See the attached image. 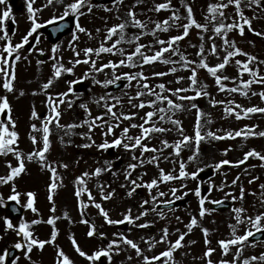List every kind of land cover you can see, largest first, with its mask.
I'll use <instances>...</instances> for the list:
<instances>
[{"label":"rangeland","instance_id":"1","mask_svg":"<svg viewBox=\"0 0 264 264\" xmlns=\"http://www.w3.org/2000/svg\"><path fill=\"white\" fill-rule=\"evenodd\" d=\"M72 0H53L52 4H48V0H35L33 7L38 9L36 13V20L41 25L47 23L53 16L59 17L63 15L64 5L71 3ZM166 0H122V3L109 5L97 4L94 0H91L93 8L91 13L87 12V8L81 9L84 12L83 16L89 20V23H83L81 26L87 30V32H79L76 29V35L78 39L72 40V33L63 39L57 41L54 45H57L56 51L53 52V46L47 43L41 34L38 33L39 42L33 33L29 37V43L35 40L33 47L30 50L24 48L20 49L21 59L16 62V79L14 83V91H6L3 84V77L0 76V97L6 96L11 105V115L16 122L15 131L18 132V144L15 147L24 157L25 171L18 177H15L12 181L4 184H0V198L3 199V204H0V254H3L8 247H14L17 242L24 243L23 236L17 235L18 226L21 222H27L29 224V230L33 233L34 238L38 240L48 241L51 238L53 225L47 223V220L51 216L57 217L55 220V228L57 229V237L53 243H46L43 249L33 246L29 255L25 256L26 246L18 250V256L15 259L16 264H56L57 250L61 249L68 255L74 264H94L86 257L80 256L73 246L70 238H75L79 246L82 245L84 249L89 245L94 247L98 246L100 242L101 248H106L109 242L112 240H119L118 235L114 233H122L129 239L133 240L144 251V254L148 256L158 255L161 251H164L169 245L167 242H161L155 245V247L149 249V238L159 240L163 234L162 229L165 227L169 230V241H175L178 238L180 232H187L186 225L190 222L192 216H196L198 220V226L185 236L182 242L183 247L175 250L173 253L175 264H207V257H204V252L209 248H213L215 251L211 255V259L214 264H220L221 260L232 261L235 257L237 246H230L228 255H224L220 248L219 241L232 238V229L230 225H236L234 208L243 207L246 209L241 214L242 223L237 226V234H243L245 231L251 228V225L245 219L246 217H255L257 214L264 212V202L261 201V194L264 193V189H261L260 185L264 184V161H261L257 157H250L244 164L234 166V164L224 165L221 170L217 171L214 168L215 163L223 159L235 162L243 159L244 154L247 151L255 149L264 155V137L259 135H251L248 137H235L234 139H205L200 143V154L196 160L188 162V157L192 155L195 149V143L189 144L187 147H183L179 156L174 154L172 147L164 148L161 144L162 140H167L169 145L174 144L182 137L178 132V128H183V134L188 136H194L195 124H196V108H192L193 103L197 104L199 109L204 113L201 117L202 132L207 133L209 130L214 129L219 131L221 136L226 132H235L237 130H252L254 132H264V113H251L241 119H236L235 115L225 116L224 108L231 106L236 107V104L243 107H261L264 108V100L261 99L259 93L264 91V84L253 83L251 89L248 90V94L241 95L239 92H221L218 90V86L215 83V79L207 73L205 69L198 68V79L200 85H207L206 91L208 93V86L211 85L213 89L216 88L222 96L217 101H224V104H216L217 108L212 109V104L208 96H201L195 100H179L176 95L170 92L164 91L162 94L170 96L176 103L184 105L183 109L168 112L167 115L171 116L173 120H179L180 126L174 125L168 120H159V113L152 118V123H155L158 127H164L171 129V131L163 133H152L151 139H144L142 143L147 144L149 147H155L162 149L161 153L146 152L141 156L139 148L135 150H125L123 146L110 147L109 149H100L98 145L107 140L108 142L121 136L122 130L129 128L128 135L137 136L140 135L141 129L131 127L132 124H141L145 113L153 111V108L145 107L140 109L133 107L135 104H139L141 100L148 101L155 99L154 96L145 94L142 97L136 98L137 91H145L136 80L129 82L121 78L116 83H120L117 91H112V85L108 87L102 86V84H94L93 77L100 81L107 79H114L115 76H121L123 73L135 74L143 71L145 76L148 77L147 81H141V84L146 82L149 87L155 91L161 90L156 86L163 83L166 89L175 88H188L190 81L187 77L191 74L190 69L181 68L180 57L171 55V52L165 53V57L173 61L175 64H164L161 62H154L153 64L140 66L141 60L139 57H134L133 60L136 67L127 66V53H131L135 50L136 42L128 43L132 40L134 34H138L144 31L148 34L141 36L139 43L145 45H154L151 50L143 49L146 54H152L155 50L160 48V45L156 43V39H162L167 41L171 36L179 35L183 29L179 27H171L168 31L156 30L155 36L151 34L155 28L157 22H163L167 20L173 12H176L180 16L179 24L187 23V9L186 5L193 8L194 18L199 23H208L209 30L203 33L204 39L201 40L198 32L202 30L195 29L194 27L189 30V35L183 40L177 42L174 47H178L180 52L185 54L188 60L199 61L200 57L196 55L199 51L201 43L205 47V58L207 62L214 66L221 62L225 55L223 41L220 36H214L212 32V23L206 21V15L208 5L210 3L226 2V0H205L204 3H200L199 0H171V8L163 9L159 12L155 11V6L159 3H164ZM249 0H242V10L245 16L252 20V28L255 31L248 30L245 26V33L240 35L238 30L229 32L228 39L234 40L238 47L244 52L255 56L257 59L251 63V67L259 69L260 75L264 76V36L256 35V32L264 33V13L262 7L253 5L251 8L247 7ZM7 3L0 4V14L8 8ZM11 13L8 19L0 23V36L4 35V32H8V36L13 45L20 43L22 37L27 34L31 29V21L29 20L27 11V0H15L14 4L10 6ZM135 12L137 19L141 20L145 25V29H139L133 27L131 24V18L128 16V11ZM225 11L224 17H220L217 14V23L223 21L224 23L239 22V16L235 12L234 6H229ZM72 15L65 17L69 18ZM119 23H127L128 27L125 29V42L117 45V49H124L125 55H121L119 51L114 53H101L99 57L95 54L91 55V59L96 60V66L100 67L103 64L109 63V61L117 63L124 59L126 61L125 66H118L115 70L112 68H105L102 72H96L92 70L91 64H73V61L85 59L83 49L91 47L98 48L101 43H105L106 46L119 39V33L112 37L111 41H106L107 28ZM169 23H172L169 21ZM11 26V30L9 29ZM99 29V31H97ZM38 30V29H37ZM91 33V37L88 33ZM212 37V39H209ZM213 41L216 43L219 57L211 55L208 49L211 48ZM6 40H0V51L3 50V45ZM71 42V45H70ZM27 45V44H26ZM75 48L79 51L80 55L77 56L73 51ZM6 54V53H5ZM38 55H43L44 59L39 60ZM7 56V55H5ZM9 57L11 61L14 59ZM246 61L247 57L239 55L232 59V61L226 65L224 70H221L219 74L227 75L229 77H239V70L235 64V60ZM54 63L63 64L65 67H72V73L62 72L61 77L54 80V83L50 88L42 91V85L47 82L53 75L52 65ZM176 67L175 73L169 72V69ZM192 67H198L197 64H193ZM153 72H165L168 73L165 76H154ZM85 73H89L85 79ZM178 77H184L185 79L177 82ZM240 79H251L248 73H244ZM69 81H74L71 84L73 92L69 93L65 99V103L59 105V111L61 112L60 124L61 125H80L72 128L71 130L65 127H57L55 123L49 125L51 129L50 133V148L46 153V161L57 169V189L53 192V200L49 201V185L51 183V172L41 165L38 159L34 158L31 161L27 159V154L37 148L43 147L42 131H33L32 125L35 124L37 129L42 128V123L45 117L50 114L49 105L47 103L48 95H51L54 100L61 99L57 94L67 92L69 87ZM229 87H233L239 84V79L233 81H225ZM255 92L257 95H253ZM23 93V94H21ZM35 93V94H34ZM180 95L194 96V91L182 92ZM104 96V100H100V97ZM118 98L119 103H117ZM131 99V102L130 101ZM72 102V107L68 106V102ZM99 101V103H96ZM234 101L235 103L229 104L228 102ZM115 105L114 111L119 115L121 112L125 114L138 113L133 119H124L122 116L119 120H114L110 115L105 114L107 109L105 104ZM81 104L88 106V111L81 108ZM167 107L166 102L164 105L157 104L156 107ZM35 109L38 114L37 118L32 117V111ZM239 111L240 109H236ZM90 112V115L88 114ZM101 114L103 115V121L113 125V133L105 135L106 126L94 127L90 133L91 139L88 138V125L84 124L85 120L91 122L92 118H95ZM1 117H4L1 120ZM0 121L7 122V115L0 113ZM208 121H211L210 123ZM100 124V121H97ZM116 125H119L118 127ZM148 126V125H146ZM245 126H248L246 128ZM11 129V125L9 124ZM215 130V129H214ZM213 131V132H217ZM85 134V135H81ZM218 134V133H217ZM30 135L37 137V144L34 145L30 138ZM219 135V134H218ZM94 141V142H93ZM129 142V141H125ZM134 142V141H133ZM84 145H91L85 147ZM225 149H229L225 154ZM133 155L137 159H133ZM152 156H158V165L155 163H149L148 158ZM167 157V159H165ZM144 160V163L140 165L139 161ZM181 160L187 163V171H197L198 168H203V174L211 176H204L195 182H190L191 177L187 179H176L168 182L159 183L157 187L151 190V193L147 189L146 183L150 182L154 178L159 177V169H164L165 172L172 173L174 176H179V164ZM107 162H111L112 167L110 170L103 171L99 176L92 175L85 177L86 187L92 193V196L96 203H100L101 206L109 213V217L112 220H123L125 214L131 209V215L133 217L139 216L143 211L141 205L143 201L148 200L149 203L144 205V208L152 209L158 203H152V196H157L158 201H171V200H185L186 203L180 209H173L170 211H159L163 213V218L157 211H149L147 215L141 216L139 220H135L133 224H129L125 221L122 224H108L104 217L100 214L99 210L94 204L89 201L88 193L84 192L79 198L75 195L78 185L75 183L78 176H82L83 173H92L96 168L108 169ZM17 166L19 161L12 153L7 155H0V176H6L10 174V168L8 164ZM130 163L138 164L135 170H128L127 166ZM67 165L63 167L62 165ZM131 171L130 178H125V172ZM233 172L235 174H233ZM209 173V174H208ZM233 174V175H232ZM50 176V180L49 177ZM235 176V177H234ZM48 177V178H47ZM237 183L233 185L232 180L236 179ZM131 180H137V183L142 185L135 187ZM249 181H252L249 183ZM186 185V187H181ZM194 185L199 186L201 189V195L207 197L205 201V208L212 204V201L221 200L229 201L232 203V208L222 213H213L208 211L204 217L199 216V198H193L191 191ZM103 186L104 193H112L110 199H103L101 195V188ZM241 186L245 190L244 199H239ZM13 189L15 192L21 191L24 193V187L26 193L32 192L35 194L34 207L37 209L33 212L31 209L24 207L27 203L26 199L21 200L19 203H15L24 209L23 217L12 222V229H5L3 221L4 210L3 205L9 201L5 190ZM83 187V186H80ZM135 187V192L131 196L128 195L129 191ZM20 188V189H19ZM177 191L175 196L172 193V189ZM165 193L164 196H159L158 193ZM185 193H187L185 195ZM227 194V195H226ZM233 196L237 199L233 200ZM176 197H181L176 199ZM83 201L87 207L83 210L80 208V201ZM163 204V203H160ZM55 205V212L51 211ZM67 213V216H65ZM83 213V214H82ZM177 217L180 219L177 220ZM39 221L38 223H31L32 221ZM88 220L89 223L85 224L82 221ZM148 224L147 227L141 228L136 225ZM95 226L96 233L92 237L99 241L89 240L87 232L91 226ZM203 228L208 229L207 240L205 243V234L202 231ZM179 230V231H177ZM253 231H255L253 229ZM264 234V231H261ZM98 233H104L101 237ZM195 241V243H191ZM119 252L113 251L111 253V261L107 257H101L95 264H144L142 256H137L134 249L130 246L120 243ZM94 250V249H93ZM98 250V249H97ZM205 250V251H204ZM204 251V252H203ZM90 249L86 250L89 253ZM264 253V235L260 242H250L244 244L241 251V255L238 258V264H242L245 258L251 256H259ZM30 257V258H29ZM131 258V259H129ZM164 258H161V264ZM155 264V262H153ZM169 264H172L170 261ZM252 264H258V262H252ZM264 264V262H259Z\"/></svg>","mask_w":264,"mask_h":264},{"label":"snow or ice","instance_id":"2","mask_svg":"<svg viewBox=\"0 0 264 264\" xmlns=\"http://www.w3.org/2000/svg\"><path fill=\"white\" fill-rule=\"evenodd\" d=\"M35 0H27V11H28V18L31 21V29L27 32L26 35L22 37V40L20 43H16L15 45L12 44L8 32L5 31L3 36H0V40H6L7 42L3 45V50L0 51V76L3 77V88L8 91L12 92L14 91V81L16 79V74H15V65L16 62L21 59L20 56V49L24 48L26 44L29 43V37L33 35L37 31V29L41 28L42 25L37 22L36 20V13L39 11L38 9H35L33 7ZM63 2V0H61ZM139 3L140 0H137ZM6 0H0V4H5ZM53 0H48V4H52ZM114 4L122 3V0H113ZM253 5H256L257 7H264V0H249V3L247 4V7L251 8ZM171 0H166L164 3H159L155 6V11L159 12L163 9H169L171 8ZM229 6H234L235 7V12L239 16V22H232V23H224L223 21L217 23V14L220 17H225V11L226 9L229 8ZM87 8V12L91 13L93 4L91 3V0H72L71 3H67L64 5V12L63 15L56 17L53 16L52 19L47 21L49 24L55 23L57 20H64L65 17H68L72 15L74 19L76 20L75 28L79 32H87L85 28H83L79 24V17L81 15H84V12L81 11L83 8ZM187 9V23L184 24H179L177 23L180 20V16L177 15L176 12H173L172 15L167 19L164 20L163 22H157L155 24V28L152 30L151 34L155 36L156 30H162V31H168L171 27H179L182 28L183 31L179 35H174L171 36L167 41L162 40V39H156V43L160 45V48L155 50L152 54H146L143 49H148L151 50L154 45H145L139 43V40L141 36L146 35L148 33L141 31L138 34H134L132 40L127 41L128 43L136 42V47L135 50L131 53H127V66L130 67H136L137 65L135 64L133 58L134 57H139L141 60L140 66L142 67L143 65H149L153 64L154 62H161L164 64H175L176 61H173L169 58L165 57V53L171 52V55L173 56H179L180 57V63H181V68L184 69H190V75L187 77V79L190 81V84L188 88H175V89H166L165 85L163 83L158 84L156 87L159 88L161 91L157 92L153 88L149 87V85L144 82L141 84V81H147L148 77L145 76L143 71L137 72L135 74L131 73H123L122 77L121 76H115L114 79H107L104 81H100L93 77V83L94 84H102L105 88L108 87V85L115 84L118 80L121 78L126 79L129 82V85H131V81L136 80L138 84L144 89L145 91H137L136 93V98L142 97L145 94L149 96H154L155 99H150L148 101L141 100L139 104L133 105V107H138L140 109L147 107L153 108V111H148L145 113L144 117H141L143 120V123L137 125V124H132L131 127L133 128H140L141 132L140 135H137L135 137L128 135L129 133V128L125 127L122 130L121 136L114 139L111 142H108L105 140L104 143L98 145L100 149H109L110 147H119L123 146L125 150H135L137 148L140 149L141 151V156L144 155L146 152H156V153H161L162 154V149H158L155 147H149L147 144L142 143V141L146 138L151 139V134L152 133H163L167 131H171V129H167L164 127H158L155 123H152V118L154 116H157L159 113V120L164 121L168 120L172 122L174 125L180 126L181 122L179 120H173L171 116H168V112H173L175 110H180L183 109L184 105L176 103L170 96L162 94L164 91L170 92L173 95H176L179 100H195L198 97L201 96H210V94L206 91L207 85H200L197 87L199 84V79H198V68L199 69H205L207 70V73L210 74L214 79L215 83L218 86V90L221 92H239L241 95H247L248 90L251 89V85L253 83H260L264 84V76L260 75L259 69L251 67V63L255 61L257 58L255 56L250 55L247 52H244L240 47L237 46L236 42L234 40L230 41L227 37L229 32L235 30H238L240 35H243L245 33V26H247L248 30L255 31L252 29V20L248 17L245 16L244 11L242 10V0H226V2H220V3H210L207 8V12L209 15H206L205 19L208 22H211L213 27H212V32L214 36H220L222 41H223V46H224V51L225 55L223 56L221 62L215 64L214 66L210 65L207 62V59L205 58V47L204 44L201 43L199 46V51L196 53L198 57H200L199 61H191L188 60L185 54L181 53L178 47H174V45L177 44V42L183 40L185 37L189 35V30L192 29L193 27L195 29L202 30L201 32H198V35H200L201 40L204 39L203 33L207 32L209 30L208 23H199L193 15V8L189 5H186ZM11 13V7L9 6L6 8L2 14H0V23H3L6 19L9 18ZM128 16L131 18V24L133 27L139 28V29H145L146 25L139 19H137L136 14L134 11L129 10L128 11ZM171 21L172 23H169ZM64 27L63 24H60L57 28H54V31H60ZM128 27L127 23H119L116 25H113L110 28H107V36L105 37L106 41H111L112 37L117 35L119 33V39L115 40L111 46H106L105 43H101L98 48H85L83 49V53L85 56V59L81 61L80 59H76L73 61V64H80L81 62L88 64H91L92 70L96 72H102L105 68H112L115 70L118 66H125L126 61L124 59H121L118 64L109 61L107 64H103L100 67L96 66V60L91 59V55L95 54L97 57L100 56L101 53H114L115 51H119L121 55H125L124 49H117V45L121 44L122 42H125V29ZM99 31V29H97ZM88 35L91 37V33L89 32ZM256 35H262L264 36V33L256 32ZM78 39V36L76 35V32H73L72 34V40L75 41ZM209 39H212V37H209ZM37 42H39V37H36ZM71 45V42H70ZM58 46L54 45L53 46V52L56 51V48ZM73 51L76 53L77 56L80 55L79 51H77L75 48H73ZM208 52L211 55H215L219 57V52L216 43L213 41L211 48L208 49ZM5 53L7 56H5ZM13 54H15L14 59L11 61L9 60V57H13ZM243 55L247 57L246 61H241L239 59L235 60V64L238 67L239 70V77H242L244 73H248L251 77V79L244 80L240 79L239 77H229L227 75H221L219 72L221 70H224L226 65H228L233 58ZM198 67H192L193 64H197ZM264 63V61H262ZM53 68V75L51 78L47 80L46 83L42 85V91L50 88V86L54 83V80L57 78L61 77L62 72L65 73H72L73 68L72 67H65L63 64H57L54 63L52 65ZM177 71L176 67H172L169 69V72L175 73ZM168 73L165 72H153L154 76H165ZM89 73H85V79L88 77ZM185 79L184 77H178L177 82L180 80ZM239 79V84L233 87H229L228 84L225 83V81L229 80H237ZM69 87L67 92L63 93H58L57 95L61 97V99L54 100L51 95H48L47 103L49 105L50 109V114L44 118L43 123H42V128L37 129L36 125H32L33 131H42V142H43V147L42 148H37L27 154V159L31 161L32 159L36 158L39 160L41 165L43 167H46L50 172H51V183L49 185V195L48 199L49 201L53 200V192L57 189L58 184L56 183L57 180V169L53 167L51 164L47 163L46 161V153L49 151L51 142H50V133L51 129L49 127L50 124L55 123L57 127H65L69 130L72 128L78 127L80 125H61L60 124V116L61 112L59 111V105L65 103V99L69 93L73 92V88L71 87L72 83H75L74 81H69ZM187 91H194L195 95L194 96H185V95H180L182 92H187ZM23 94V93H21ZM35 94V93H34ZM253 95H257V93L253 92ZM259 96L261 97L262 100H264V91H261L259 93ZM105 97L101 96L100 100H104ZM117 99V103H119L118 98H113ZM130 98V101L131 102ZM166 102L167 107L161 106L159 108L156 107V105L159 103L161 105H164ZM210 102L212 103L213 106L216 104H224V101H217L214 98L210 99ZM96 103H99V101H96ZM229 104L235 103L234 101L228 102ZM68 106L72 107V102H68ZM105 108L107 109V112L105 114L110 115L114 120H119L120 117L122 116L124 119H133L138 115V113H129L125 114L121 112L119 115L114 111L115 105H109L105 104ZM81 108L85 109V111H88V106L86 104H81ZM192 108H196V124H195V129H194V136H188L183 134V128L179 127L178 132L181 135V139L175 142L172 145H169V142L167 140H162L161 144L163 145L164 148L167 147H172L174 149V154L176 156H179L181 153V150L183 147H187L189 144H192L193 142L195 143V149L193 150L192 155L188 157V162L194 161L197 159V157L200 154V143L201 141L211 138L215 140H223L226 138L229 139H234L235 137H248L251 135H259L264 137V132H254L252 130H237L235 132H226L223 136L218 135L215 132H212L209 130L207 133L202 132V121L201 117L204 115V113L199 109L198 105L193 103L191 105ZM236 109H240L237 111ZM12 109L11 105L9 103V100L6 96L0 97V113L6 114L7 115V122L5 121H0V155H7L8 153H12L13 155L16 156L17 160L19 161L17 166H12L10 163L8 164V167L10 168V174L6 176H0V184L7 183L9 181H12L15 177H18L21 173L25 171V163H24V157L22 154L18 151V149L15 147V145L18 144V132L15 131L16 127V122L13 120L12 115H11ZM264 113V108L261 107H243L242 105L236 104V107L233 108L231 106H227L224 108V113L225 116H231L235 115L236 119H241L242 117H246L251 113ZM90 115V112H88ZM101 114L95 118H92L91 122L88 120H85L83 123L88 125V138L91 139V131L94 127L97 126H106V132L104 133L105 135L109 133H113V125L109 124L105 121H103V115ZM38 114L36 113L35 109L32 111V117L37 118ZM97 121H100V124H97ZM209 123L211 121H208ZM9 124L11 125V129L9 128ZM148 125V126H146ZM117 127L119 125H116ZM248 128V126H245ZM85 135V134H81ZM30 138L32 140V143L34 145L37 144V137L35 135H30ZM129 141V142H125ZM134 141V142H133ZM94 142V141H93ZM85 147H90L91 145H84ZM229 149H225V154L227 153ZM250 157H257L261 161H264V155H262L260 152H257L255 149H252L250 151H247L244 154L243 159L232 162L229 161L228 159H223L220 160L219 162L215 163L214 168L215 170L219 171L221 170L222 166L224 165H229V164H234V166H239L241 164H244ZM133 159H137L135 155H133ZM158 156H152L148 158L149 163H155L157 167L158 165ZM167 159V157H165ZM108 164V169H102V168H96L94 172L88 173L85 172L83 173L82 176H78L76 178L75 183L78 185L75 195L77 198L81 196L82 193L87 192L88 193V198L89 201H91L94 206L99 210L100 214L104 217V219L107 221L108 224H122L125 221H127L129 224H133L135 220H139L141 216L147 215L149 211H157L159 212L158 209L153 207L152 209H147L144 208V205H147L149 203L148 200L143 201V204L141 205L143 211L140 212L139 216L133 217L131 215V209H129L128 213L124 215L123 220H112L109 217V213L101 206L100 203H96L92 193L90 190L87 189L85 177H90L92 175L99 176L103 171L105 170H110L112 167L111 162H107ZM140 165L144 163V160L139 161ZM63 167H67V165H62ZM138 167V164L136 163H130L127 168L128 170H135ZM203 168H198L197 171L193 172H188L187 171V163L183 160H181L179 164V176H174L172 173L165 172L164 169H159V177L152 179L150 182H147L146 186L149 192L151 193V190L154 187H157L159 183L162 182H168L176 179H187L191 177L192 179H197L198 173L203 172ZM132 172L131 171H126L125 172V178L128 179L130 178ZM239 177L236 179L232 180V184L235 185L237 183V180ZM252 181H249L251 183ZM131 183L135 187H140L142 185L137 183V180H131ZM83 186V187H80ZM135 187L129 191L128 195L131 196L133 192H135ZM181 187H186V185H181ZM261 189H264V184L260 185ZM101 188V195L103 199L107 200L110 199L112 196V193H104L103 186H100ZM173 195L175 196L176 189L173 188L172 190ZM14 194L10 195L8 197L9 200L16 201L19 203V196L20 193L15 192V189H13ZM187 193H185L186 195ZM194 194L199 198V216L202 218L205 216V214L210 211L209 209L205 208V201L207 200V197H204L201 195V189L199 186H197L194 189ZM27 203L24 205V207L31 209L33 212H36L37 209L34 207V199H35V194L32 192H28L27 194ZM159 196H164L165 193L160 192L158 193ZM227 195V194H226ZM245 196V190L241 186L240 188V196L239 199L243 200ZM181 197H176V199H180ZM233 200L237 199V197L233 196ZM261 201L264 202V193L261 194ZM152 203H164V204H171L172 201H158L157 196H152ZM214 204H220L222 201L216 200L212 201ZM0 204H3V199L0 198ZM87 205L81 200L80 201V208L83 210L86 208ZM51 211L55 212V205H53V208ZM236 219V225L241 224L242 218L241 214L246 211L243 207H237L233 209ZM83 214V213H82ZM161 217L163 218V213L159 212ZM65 216H67V213H65ZM57 217L51 216L47 220V223L50 225H53V230L51 233V238L48 241L44 240H38L34 238L33 233L29 230V224L27 222H21L18 226V232L17 235L23 236L24 243L17 242L15 244L16 249H22L25 248L26 246V251H25V256L27 257L29 253L32 251L33 246H39L40 249H43L46 243H53L56 240L57 237V229L55 228V220ZM180 218L177 217V220ZM248 223L251 225V228L247 231H245L243 234H237V226L236 225H230V228L232 229V238L227 239V240H220L218 243L220 245V248L222 249L224 255H228L230 251V246H237L239 247L236 248V253L235 257L232 261L228 260H221L220 264H238V258L241 255V251L243 249V246L245 243L249 241L250 237H253L256 232H261L264 231V212L257 214L255 217H246L245 218ZM39 221H32L31 223L35 224L38 223ZM85 224H88V220H83L82 221ZM5 224L7 225L8 229H12L14 226L11 222L10 219L5 218ZM137 227H147L148 224H140L136 225ZM198 226V220L196 216H192L190 222L186 225L187 232H180L179 236L175 241H169V230L167 227L162 229V235L160 236V239L157 241L154 238H149V249L155 247L156 244L161 243V242H167L168 247L164 250L161 251L158 255H153V256H148L144 254V251L139 247L137 243H135L133 240L129 239L127 236H124L122 233H114V235H118L120 237L119 240H112L111 242L108 243L106 248H101L91 255L88 253L84 252L81 247L79 246L78 242L75 240V238H70L73 246L75 247V251L82 257H86L89 261L95 262L98 261L101 257H107L109 261H111V253L113 251L119 252V244L122 242L128 246H130L132 249L135 250L137 256H142L144 264H161V258L163 257L164 260L162 264H169L171 261L172 264H175L173 253L175 250L183 247L182 242L184 241V238L188 233H190L194 227ZM253 229L255 231H253ZM179 231V230H177ZM202 231L205 234V243H208L207 240V234H208V229L203 228ZM96 233L95 226H91L89 231L87 232V235L89 237H92ZM101 237H103L105 234L104 233H98ZM191 243H195V241H192ZM215 250L211 247H209L205 252H204V257H207V264H214L213 260L211 259V255ZM8 257V251L5 250L3 254H0V264H6V260ZM30 258V257H29ZM131 259V258H129ZM252 262H264V253H261L259 256H251L248 258H245L242 261V264H252ZM12 264H16V260L12 261ZM56 264H74V261L65 254V252L61 249L57 250V259H56Z\"/></svg>","mask_w":264,"mask_h":264},{"label":"water","instance_id":"3","mask_svg":"<svg viewBox=\"0 0 264 264\" xmlns=\"http://www.w3.org/2000/svg\"><path fill=\"white\" fill-rule=\"evenodd\" d=\"M12 1L13 0H8V2H12ZM101 1L103 2V0H101ZM105 1L111 2V0H105ZM66 23L69 24V27L65 26V32L59 31V34L53 40H51L52 42H54V40H56L59 37H61L62 35H64V33H66L68 30H70V28H71V21H66ZM44 33L50 39L49 34L46 33L45 31H44ZM113 89L114 90L117 89V86H115ZM214 208L222 209L223 206L222 205H216V206H214ZM5 211H6V216L9 219H17L22 214V211L18 207H16L14 204H12V203L7 204L5 206ZM7 251H8V257H7V260H6V264H10L11 261L16 257V251L14 249H12V248H9Z\"/></svg>","mask_w":264,"mask_h":264},{"label":"trees","instance_id":"4","mask_svg":"<svg viewBox=\"0 0 264 264\" xmlns=\"http://www.w3.org/2000/svg\"><path fill=\"white\" fill-rule=\"evenodd\" d=\"M199 1H200V3H204L205 0H199ZM211 99H212V98H211Z\"/></svg>","mask_w":264,"mask_h":264}]
</instances>
